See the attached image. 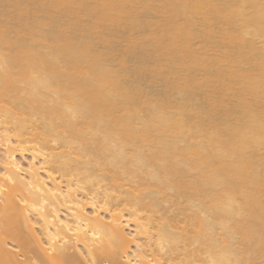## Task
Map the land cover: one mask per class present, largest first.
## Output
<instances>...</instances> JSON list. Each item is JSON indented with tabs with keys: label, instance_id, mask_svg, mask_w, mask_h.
Listing matches in <instances>:
<instances>
[{
	"label": "bare ground",
	"instance_id": "obj_1",
	"mask_svg": "<svg viewBox=\"0 0 264 264\" xmlns=\"http://www.w3.org/2000/svg\"><path fill=\"white\" fill-rule=\"evenodd\" d=\"M0 264H264V0H0Z\"/></svg>",
	"mask_w": 264,
	"mask_h": 264
}]
</instances>
